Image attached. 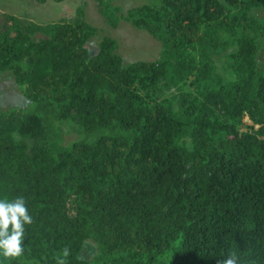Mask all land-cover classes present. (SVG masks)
<instances>
[{"label": "trees", "instance_id": "16d2710c", "mask_svg": "<svg viewBox=\"0 0 264 264\" xmlns=\"http://www.w3.org/2000/svg\"><path fill=\"white\" fill-rule=\"evenodd\" d=\"M97 6L160 41L159 58L124 64L109 36L91 51L81 8L49 23L2 14L0 72L35 108L0 112V199L23 196L33 217L23 255L0 264H215L233 251L264 264V15L252 14L264 0ZM54 121L94 139L63 145ZM88 238L98 252L79 259Z\"/></svg>", "mask_w": 264, "mask_h": 264}, {"label": "rangeland", "instance_id": "374dc122", "mask_svg": "<svg viewBox=\"0 0 264 264\" xmlns=\"http://www.w3.org/2000/svg\"><path fill=\"white\" fill-rule=\"evenodd\" d=\"M122 12L128 8L142 4H156L160 0H110ZM81 8L85 20L96 27L97 32L88 40V48L95 51L104 36L114 38L119 46V53L124 64L135 61H154L159 58L162 45L146 30L136 28L129 22L121 19L117 27L110 26L99 13L97 0H46L43 3L35 0H0V21L3 13L12 14L19 18L30 19L36 23L57 22L61 19L69 20L76 16ZM252 14L262 16L264 9H254ZM217 71L225 80L233 79V74L227 69L224 55L215 57ZM258 69L264 68V49L261 47L257 54ZM35 103L23 93L9 71L0 72V112L20 109L31 112ZM55 128H59L63 138V145L73 141H93V136L79 134L71 130L68 121H54ZM57 126V127H56ZM98 252L97 244L90 238L85 239L77 257L82 260H92Z\"/></svg>", "mask_w": 264, "mask_h": 264}, {"label": "clouds", "instance_id": "9594fccd", "mask_svg": "<svg viewBox=\"0 0 264 264\" xmlns=\"http://www.w3.org/2000/svg\"><path fill=\"white\" fill-rule=\"evenodd\" d=\"M33 223L29 214L27 202L21 195L14 199H0V255L8 259H15L24 253V238L26 225ZM69 255L64 249V257ZM236 253L230 252L227 258L217 259L215 264H237ZM57 264H66V259H58Z\"/></svg>", "mask_w": 264, "mask_h": 264}]
</instances>
